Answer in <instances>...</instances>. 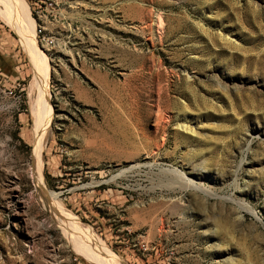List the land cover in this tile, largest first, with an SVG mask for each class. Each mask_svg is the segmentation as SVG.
Masks as SVG:
<instances>
[{"label": "rangeland", "instance_id": "374dc122", "mask_svg": "<svg viewBox=\"0 0 264 264\" xmlns=\"http://www.w3.org/2000/svg\"><path fill=\"white\" fill-rule=\"evenodd\" d=\"M26 3L55 202L120 264H264V0ZM1 16L0 264H90L34 185L33 71Z\"/></svg>", "mask_w": 264, "mask_h": 264}, {"label": "bare ground", "instance_id": "6f19581e", "mask_svg": "<svg viewBox=\"0 0 264 264\" xmlns=\"http://www.w3.org/2000/svg\"><path fill=\"white\" fill-rule=\"evenodd\" d=\"M3 10L0 14L4 20L19 35L22 45L29 57L32 66V78L28 85L30 107L33 123V151H32V175L38 195L48 207L52 216L60 222L64 233L75 238V251L90 264H120L119 259L106 244L88 227L80 226L77 219L67 213L63 207L55 202L52 193L46 192L43 180V151L47 143V137L53 118V110L50 104V67L46 56L36 44V23L31 18L26 0H0ZM1 16V17H2ZM176 172V171H175ZM177 173V172H176ZM174 175H176L174 173ZM184 189H197L190 179L183 173L178 176ZM205 192V191H203ZM206 193V192H205Z\"/></svg>", "mask_w": 264, "mask_h": 264}, {"label": "built area", "instance_id": "2783aa9c", "mask_svg": "<svg viewBox=\"0 0 264 264\" xmlns=\"http://www.w3.org/2000/svg\"><path fill=\"white\" fill-rule=\"evenodd\" d=\"M41 34H42V32H41L40 29H37V30L35 31V36H36V37H39V35H41ZM42 38H43V39H42L43 42H45V43H47V44H48V43H49V44L51 43V41H48L49 38H48L47 40L45 39L44 36H42ZM1 78H2V76L0 75V79H1ZM9 95H11V93H9Z\"/></svg>", "mask_w": 264, "mask_h": 264}, {"label": "crops", "instance_id": "0c3cea01", "mask_svg": "<svg viewBox=\"0 0 264 264\" xmlns=\"http://www.w3.org/2000/svg\"><path fill=\"white\" fill-rule=\"evenodd\" d=\"M0 75L2 76L3 79L5 78V76L1 72H0Z\"/></svg>", "mask_w": 264, "mask_h": 264}, {"label": "trees", "instance_id": "16d2710c", "mask_svg": "<svg viewBox=\"0 0 264 264\" xmlns=\"http://www.w3.org/2000/svg\"><path fill=\"white\" fill-rule=\"evenodd\" d=\"M0 66H1V68L3 67V65H2V64H0Z\"/></svg>", "mask_w": 264, "mask_h": 264}]
</instances>
